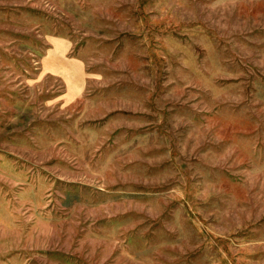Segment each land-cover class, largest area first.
Masks as SVG:
<instances>
[{"label":"rangeland","instance_id":"1","mask_svg":"<svg viewBox=\"0 0 264 264\" xmlns=\"http://www.w3.org/2000/svg\"><path fill=\"white\" fill-rule=\"evenodd\" d=\"M0 264H264V0H0Z\"/></svg>","mask_w":264,"mask_h":264}]
</instances>
